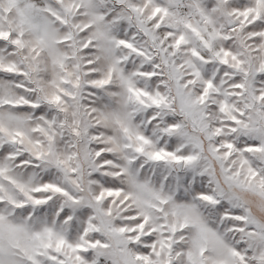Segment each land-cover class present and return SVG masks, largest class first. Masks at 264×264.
<instances>
[{
	"label": "snow or ice",
	"instance_id": "6c2138e0",
	"mask_svg": "<svg viewBox=\"0 0 264 264\" xmlns=\"http://www.w3.org/2000/svg\"><path fill=\"white\" fill-rule=\"evenodd\" d=\"M0 264H264V0H0Z\"/></svg>",
	"mask_w": 264,
	"mask_h": 264
}]
</instances>
